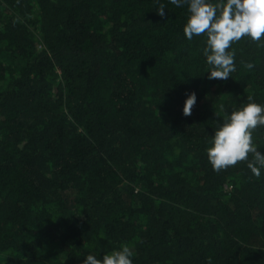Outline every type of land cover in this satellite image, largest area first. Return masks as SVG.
Wrapping results in <instances>:
<instances>
[{
    "label": "trees",
    "instance_id": "trees-1",
    "mask_svg": "<svg viewBox=\"0 0 264 264\" xmlns=\"http://www.w3.org/2000/svg\"><path fill=\"white\" fill-rule=\"evenodd\" d=\"M159 3L0 0V264L124 245L132 264H264V167L207 155L226 113L264 106V37L234 41L236 70L209 80L188 6ZM252 138L264 154V126Z\"/></svg>",
    "mask_w": 264,
    "mask_h": 264
},
{
    "label": "clouds",
    "instance_id": "clouds-1",
    "mask_svg": "<svg viewBox=\"0 0 264 264\" xmlns=\"http://www.w3.org/2000/svg\"><path fill=\"white\" fill-rule=\"evenodd\" d=\"M156 13L163 17L165 5L159 3ZM170 3L183 7L187 5L188 20L183 28L185 37L192 40L194 36L204 34L206 47L203 55L210 66L209 80H227L235 69L234 52L227 51L234 41L248 36L252 41H260L264 37V0H170ZM252 68V64L246 65ZM248 103L226 113L227 119L212 137V147L207 149V155L214 171L220 172L241 161L247 162V167L258 178L260 168L264 167V154L253 144L252 130L264 126V106L252 102L253 97H247ZM196 103L195 93L188 94L183 107V115L190 116ZM220 111L225 112L223 104ZM249 153L253 159L249 161ZM259 165V167H257ZM133 252L127 245L121 250L103 255L102 260L95 255H88L84 264H132L130 257Z\"/></svg>",
    "mask_w": 264,
    "mask_h": 264
},
{
    "label": "rangeland",
    "instance_id": "rangeland-1",
    "mask_svg": "<svg viewBox=\"0 0 264 264\" xmlns=\"http://www.w3.org/2000/svg\"><path fill=\"white\" fill-rule=\"evenodd\" d=\"M210 96H211V94H210Z\"/></svg>",
    "mask_w": 264,
    "mask_h": 264
}]
</instances>
